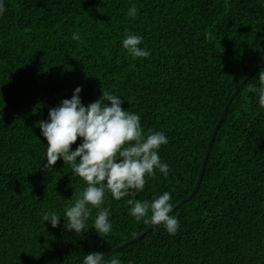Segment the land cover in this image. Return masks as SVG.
<instances>
[{"label":"trees","instance_id":"trees-1","mask_svg":"<svg viewBox=\"0 0 264 264\" xmlns=\"http://www.w3.org/2000/svg\"><path fill=\"white\" fill-rule=\"evenodd\" d=\"M133 5L135 20L126 16ZM5 7L0 264H82L88 252L106 253L152 224L129 214L131 197L117 201L110 193L107 236L91 229V219L82 236L64 230L63 217L57 228L42 223L45 211L63 214L85 182L62 160L44 168L47 144L37 122L77 86L85 104L102 91L122 95V107L140 115L145 132L163 131L169 139L159 149L168 176L147 178L135 199L151 201L167 191L175 204L193 190L228 99L264 61V0H5ZM126 30L143 36L149 57L133 58L122 48ZM72 32L82 39L72 40ZM261 68L233 98L197 192L173 210L178 233L155 226L107 261L264 264V108L252 91Z\"/></svg>","mask_w":264,"mask_h":264},{"label":"clouds","instance_id":"clouds-1","mask_svg":"<svg viewBox=\"0 0 264 264\" xmlns=\"http://www.w3.org/2000/svg\"><path fill=\"white\" fill-rule=\"evenodd\" d=\"M5 11V0H0V16ZM137 15L135 5L128 8L127 17L135 20ZM71 39L80 41L82 37L79 32H72ZM143 41V36L126 30L120 43L133 58H147L151 53L146 45L141 47ZM258 81L259 87H253L252 91L258 92V104L264 108V68L258 73ZM82 90V86H77L71 98L62 99L49 109L47 119L37 122L47 144L44 168H54L57 161L62 160L71 167L73 175L85 182L63 214L45 211L41 222L57 228L63 217L64 230L82 236L89 230L91 219V229L101 237L107 236L112 231V213L110 205H104L106 194L110 193L117 201L131 197L126 204L135 220L162 226L169 235H176L181 225L173 214L174 204L169 192L151 201L135 199L136 194L144 190L147 178L155 177L157 172L168 176L169 165L159 155V149L169 143L168 137L163 131L145 132L140 115L122 107V95L102 91L100 98L85 104ZM105 257V252H88L82 264H121L119 259L107 261Z\"/></svg>","mask_w":264,"mask_h":264},{"label":"water","instance_id":"water-1","mask_svg":"<svg viewBox=\"0 0 264 264\" xmlns=\"http://www.w3.org/2000/svg\"><path fill=\"white\" fill-rule=\"evenodd\" d=\"M262 65H264V61H262L261 63L255 65L254 67L251 68V70L241 79V81L239 82V85L238 87L234 90V92L232 93L231 97L228 99L227 103L225 104V107L221 113V115L219 116V119L211 133V136H210V139H209V142H208V145H207V148H206V152H205V155H204V158H203V161H202V165H201V168H200V172H199V176H198V179L196 181V184L193 188V190L191 191V193L187 196H185L184 198H182L181 200H179L178 202H176L174 204V209H176L179 205H181L182 203L190 200L194 195L195 193L197 192L199 186H200V183H201V180H202V177H203V174H204V171H205V168H206V164H207V160H208V157H209V154H210V151L212 149V146H213V142L215 140V137H216V133L218 131V128L233 100V98L235 97V95L237 94L239 88L247 81V79L256 71V69H258L259 67H261ZM173 209V210H174ZM155 226L157 225H151L147 230H145L143 233H141L140 235L136 236L135 238L127 241L126 243L116 247V248H113L112 250L106 252V256L116 252L117 250H119L120 248H123L125 247L126 245L132 243L133 241L141 238L142 236H144L147 232L151 231Z\"/></svg>","mask_w":264,"mask_h":264}]
</instances>
